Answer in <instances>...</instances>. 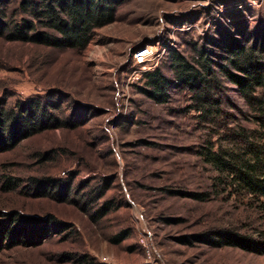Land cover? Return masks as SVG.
Listing matches in <instances>:
<instances>
[{
    "label": "rangeland",
    "instance_id": "1",
    "mask_svg": "<svg viewBox=\"0 0 264 264\" xmlns=\"http://www.w3.org/2000/svg\"><path fill=\"white\" fill-rule=\"evenodd\" d=\"M20 2L11 0L7 14ZM250 2L117 0L114 21L83 51L0 38V113L39 102L62 126L0 152V231L16 215L51 220L55 230L42 242L5 241L0 264H264V255L204 241L217 233L264 240V213L248 196L222 192L210 162L215 153L247 158L225 139V125L259 127L224 72L235 40L264 48V5ZM146 45L171 82L166 103L145 93L149 63L133 61ZM178 57L206 80L205 64L215 72L224 111L216 123L197 88L179 80ZM41 180L62 185L67 199Z\"/></svg>",
    "mask_w": 264,
    "mask_h": 264
},
{
    "label": "trees",
    "instance_id": "2",
    "mask_svg": "<svg viewBox=\"0 0 264 264\" xmlns=\"http://www.w3.org/2000/svg\"><path fill=\"white\" fill-rule=\"evenodd\" d=\"M116 3L117 0H21L19 10L8 15L5 8L11 4V0H0V38L60 51H83L89 46L97 29L114 21ZM235 41L231 47L232 56L228 60L232 70L225 68L227 70L224 72L252 107L254 120L259 127L253 132H248L242 127L237 130L225 125V139L242 145L247 158L238 163L234 159L227 160L215 153L210 162L220 174L215 179L218 185L223 187L222 192L229 190L230 194L248 196V203L264 213V48L262 45L260 47L258 42L247 48L243 43ZM175 64L179 80L187 84L192 83L197 88L196 95L207 121L216 123V118L223 115L224 111L216 98L219 85L214 83L217 78L213 69L205 64V71L210 77L206 80L201 72L184 59L178 57ZM153 71L143 75L148 78L150 86L145 93L156 103H166L171 82L160 69ZM25 106H21L19 112L10 110L4 114L0 113V152L13 148L20 141L41 131L40 129L62 127L57 119L46 115V109L39 102L29 108ZM39 183L41 189L54 190L52 192L57 200L67 199L68 190L62 185L57 187L48 180H41ZM11 221L20 222L19 226L11 229V222L0 231L1 246L8 241L13 247L26 237L33 243L42 242L55 232L54 227L50 225L51 220H45L38 225L30 218L16 215ZM62 227L65 225L61 224L60 228ZM217 234L209 239L204 238V241L216 247H239L264 255V240L253 242L231 234Z\"/></svg>",
    "mask_w": 264,
    "mask_h": 264
},
{
    "label": "built area",
    "instance_id": "3",
    "mask_svg": "<svg viewBox=\"0 0 264 264\" xmlns=\"http://www.w3.org/2000/svg\"><path fill=\"white\" fill-rule=\"evenodd\" d=\"M237 1V0H234ZM251 5L260 7L264 5V0H250ZM159 58V55H157L151 47L149 46H140L138 47L134 53H133V61L137 64H144L149 63L148 70L143 72V75L147 72L153 71L155 69V66H158V61L156 63H153L156 59ZM144 69H147V67H144ZM153 69V70H152Z\"/></svg>",
    "mask_w": 264,
    "mask_h": 264
}]
</instances>
